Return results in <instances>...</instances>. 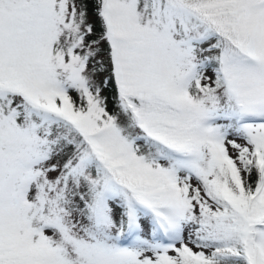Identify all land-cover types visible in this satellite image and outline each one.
<instances>
[{
	"label": "snow or ice",
	"instance_id": "obj_1",
	"mask_svg": "<svg viewBox=\"0 0 264 264\" xmlns=\"http://www.w3.org/2000/svg\"><path fill=\"white\" fill-rule=\"evenodd\" d=\"M0 264H264V0H0Z\"/></svg>",
	"mask_w": 264,
	"mask_h": 264
}]
</instances>
